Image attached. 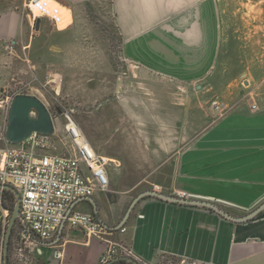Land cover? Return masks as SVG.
Here are the masks:
<instances>
[{
  "label": "rangeland",
  "instance_id": "1",
  "mask_svg": "<svg viewBox=\"0 0 264 264\" xmlns=\"http://www.w3.org/2000/svg\"><path fill=\"white\" fill-rule=\"evenodd\" d=\"M30 1L0 0V66L18 71L0 91L35 95L54 115L73 111L95 150L119 162L118 167H108L109 197L140 194L142 185L154 182L160 165L179 156L200 133L233 110L244 106L264 110V0H155L161 13L164 9L169 13L165 32H158L165 50L147 48L144 36L125 45L111 13L100 11L95 4L81 11L78 24L63 33L49 19L36 29L38 16L31 11ZM190 10L207 12L202 79L197 81L201 88L179 78L182 66L168 64L179 58L174 53L185 57L188 51L187 35L169 31L173 15ZM185 21L180 24L186 25ZM8 43L13 49L7 48ZM134 49L135 58L166 74L128 58L134 57ZM188 52L195 66L196 53ZM21 67H27L26 71ZM215 100L220 107L213 105ZM60 117L53 118L58 131L55 143L58 152L64 153V143L70 142L60 137ZM7 124L9 108H0V157L10 146ZM0 235L1 254L5 234ZM15 241L10 245L9 262L21 264ZM42 249L44 257H54L53 250ZM72 250L80 255L77 248Z\"/></svg>",
  "mask_w": 264,
  "mask_h": 264
},
{
  "label": "crops",
  "instance_id": "2",
  "mask_svg": "<svg viewBox=\"0 0 264 264\" xmlns=\"http://www.w3.org/2000/svg\"><path fill=\"white\" fill-rule=\"evenodd\" d=\"M56 1L69 8L72 15L69 26H54L61 33L77 25L79 13L95 4L100 11L111 13L125 45L144 36L147 48L151 45L160 50L165 48L164 38L158 32H165L169 13L164 8L161 13V7L155 0ZM206 14V11L190 10L185 15H173L174 23L169 30L187 35L186 49L193 55L196 53L195 66L193 59L189 60L188 51L183 58L174 53L179 57L175 61L164 59L170 66H182L184 69L178 68L182 73L179 78L196 83L198 88L202 87L197 81L202 79L203 72ZM184 19L186 25H181ZM45 20L48 19L42 17L40 29ZM154 37L158 44H155ZM133 55L127 56L148 69L166 74L149 62L135 58V49ZM26 69L21 67V70ZM17 72L15 67L0 66V88ZM156 171L154 182L151 186L142 185V192L156 189L173 195L183 190L191 199L213 201L238 218L250 214L264 204V110L253 111L246 106L233 110L200 133L179 156H171ZM108 194L99 191L91 197L97 204L98 214L94 211L96 205L89 199L81 200L76 210L92 212L113 228L122 225L130 206H127L128 201L132 199V202L135 197L130 198L126 193L110 197ZM123 226L125 232L115 231L113 238L127 243L139 261H156L160 255L170 254L203 264H264V208L250 219L238 221L205 206L146 196L138 200ZM59 234L61 238L58 241ZM58 235L52 240L36 242L32 264H99L106 249L104 240L89 239L83 230L69 225L64 226ZM43 247L53 250L54 257H44ZM72 248H77L80 255L77 256ZM56 251L61 252L62 257H57ZM79 257L81 259L77 263Z\"/></svg>",
  "mask_w": 264,
  "mask_h": 264
},
{
  "label": "built area",
  "instance_id": "3",
  "mask_svg": "<svg viewBox=\"0 0 264 264\" xmlns=\"http://www.w3.org/2000/svg\"><path fill=\"white\" fill-rule=\"evenodd\" d=\"M61 5L58 2L53 3L52 0H31L29 7L33 13L37 11L38 17L51 20L56 27H66ZM13 46L11 43L7 44V48L13 49ZM14 97L9 90H1L0 108L10 109ZM213 105L220 107L221 103L215 100ZM60 116L52 114V118H61L60 137L70 142L64 143V153L58 152L55 143L58 131L54 126L52 134L33 131L25 141H8L10 146L5 148L3 156L0 157V184L13 185L21 196L19 223L15 229L16 236L14 235V240H17V261L21 264H32L36 242L56 238L61 227L66 225L83 230L89 239L97 238L107 243L99 264H107L119 255L134 257L127 243L113 238L115 231L125 232L124 226L110 228L94 213L76 210V205L81 200L90 198L99 191L109 192L111 175L108 167H118V160L95 150L73 111L65 110ZM9 178L12 183L8 181ZM4 190L5 188H0V229L6 235L12 212ZM173 196L190 199L189 193L183 190L176 191ZM55 255L62 257L59 251ZM137 262L203 264L198 260L170 254H162L156 261Z\"/></svg>",
  "mask_w": 264,
  "mask_h": 264
},
{
  "label": "water",
  "instance_id": "4",
  "mask_svg": "<svg viewBox=\"0 0 264 264\" xmlns=\"http://www.w3.org/2000/svg\"><path fill=\"white\" fill-rule=\"evenodd\" d=\"M42 17L37 18L36 22V29H39L41 24ZM49 108L47 105L37 96L35 95H26V94H18L14 97L13 103L11 108L9 109V124H7L6 128V136L10 143H20L25 141L33 131H40L41 133L52 134L54 132V121L52 118L51 112L48 110ZM36 113V116H34ZM3 187L6 190H12L16 197V205L13 208V212L11 215L10 223L7 226L5 240H4V257H3V264H9V257H10V241L12 240V234L14 225L17 223L20 217V208H21V201H20V193L18 190L10 184H0V188ZM146 196H154L155 198H159L162 200L172 201L174 203H182L188 205H199L205 206L206 208L214 209L221 213L222 216L238 220V221H246L257 215L263 208L264 204H262L259 208L252 211L250 214L238 218L231 213L225 211L219 204L205 200V199H189V198H180L175 197L172 194H168L165 192L157 191L156 189H149L142 192L140 195L138 194L135 196L133 201L131 202L128 211L126 212L124 221L122 225L120 224L117 227H123L124 223L126 222L127 218L130 215V212L135 207L138 200ZM89 201H91L94 205H96L95 214H98V207L96 202L90 197H88ZM106 224V223H105ZM109 226V225H108ZM110 228H113L109 226ZM114 227V228H117ZM63 230V226L60 229V233ZM61 238V235H58V241ZM117 260H127L132 264H139L137 259L131 256H116L113 260H110L107 264H112L114 261Z\"/></svg>",
  "mask_w": 264,
  "mask_h": 264
},
{
  "label": "trees",
  "instance_id": "5",
  "mask_svg": "<svg viewBox=\"0 0 264 264\" xmlns=\"http://www.w3.org/2000/svg\"><path fill=\"white\" fill-rule=\"evenodd\" d=\"M4 194L6 195V198L8 200V205H9V209L11 212H13V208H15V205H16V197H15V194L12 192V190H4L3 191ZM19 223V221H17V223L15 224L14 226V229H13V234H12V240L10 241V245H12V241L14 240V234H15V229H16V225ZM0 234H2V231L0 229ZM0 240H1V235H0ZM1 243V241H0ZM3 243V253L1 251V254H0V258H2L3 254H4V240L2 241ZM11 248V246H10ZM2 250V249H1ZM10 264V262H9ZM112 264H132L131 262L127 261V260H117V261H114Z\"/></svg>",
  "mask_w": 264,
  "mask_h": 264
},
{
  "label": "bare ground",
  "instance_id": "6",
  "mask_svg": "<svg viewBox=\"0 0 264 264\" xmlns=\"http://www.w3.org/2000/svg\"><path fill=\"white\" fill-rule=\"evenodd\" d=\"M53 1V3H56L57 4V2H56V0H52ZM58 5H61L59 2H58ZM61 7H62V13H63V15L65 16V20H66V22L67 21H71L72 20V15H71V11H70V9L69 8H67V7H64V6H62L61 5ZM37 12V11H36ZM38 14V13H37ZM70 23V22H69Z\"/></svg>",
  "mask_w": 264,
  "mask_h": 264
}]
</instances>
